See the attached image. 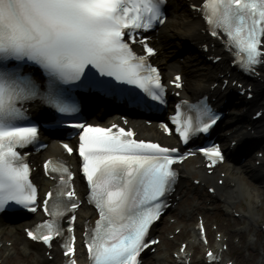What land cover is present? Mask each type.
<instances>
[{"label": "snow or ice", "instance_id": "obj_1", "mask_svg": "<svg viewBox=\"0 0 264 264\" xmlns=\"http://www.w3.org/2000/svg\"><path fill=\"white\" fill-rule=\"evenodd\" d=\"M165 2L0 0V211L9 202L37 210L38 189L30 179V165L17 151L37 143L40 136V128L28 116L29 102L39 100L57 112L72 114L78 109L71 88L62 85L123 91L97 77L99 73L135 85L152 100L165 103L160 70L149 62L156 49L146 39L137 40V30L148 31L164 22ZM200 10L210 34L216 37L219 30L227 37L226 44L235 49L234 63L253 71L264 62V0H202ZM135 43L142 44L147 54H137L132 47ZM173 83L181 87V77L176 76ZM181 107L177 106L171 119L185 144L216 122L207 104L188 106L195 110V118ZM73 127L82 129L78 145L81 171L89 189L88 201L99 215L95 226L84 233L91 264H139L141 251L158 243L146 237L176 179L171 166L187 157L174 155L179 151L176 147L134 139L130 130L114 132L116 125ZM163 127L171 134L167 124ZM63 148L73 152L67 143ZM200 151L212 164L224 159L219 145ZM45 169L49 174L58 173L53 177L58 182L42 201L49 219L29 229L27 235L52 247L56 237L67 233L64 255L69 257L68 264H76L74 213L80 201L72 187L74 173L62 160L49 159ZM66 213L72 215L67 217L65 229L61 220ZM200 228L202 232V224ZM206 255L209 261L218 259L211 251Z\"/></svg>", "mask_w": 264, "mask_h": 264}, {"label": "bare ground", "instance_id": "obj_2", "mask_svg": "<svg viewBox=\"0 0 264 264\" xmlns=\"http://www.w3.org/2000/svg\"><path fill=\"white\" fill-rule=\"evenodd\" d=\"M174 7L179 12L178 15H173L171 17V22L164 27V30L161 34V44L160 48L163 51V55L159 57L158 62L164 65L167 72L175 73V72H183L186 75L187 78V88L184 91V96L188 97H195L206 90L205 83L211 80V73L215 74L216 71L219 70L218 66H214L209 73H206V70L203 69L202 66V60L197 58L193 59V55L187 56L188 62L183 64H178L176 62V56L180 53V45H183V41L189 39H196L197 36L196 33L201 26V21L194 17L190 11L185 8L184 4L179 3L178 5H174ZM197 55V54H196ZM264 75V72H263ZM263 99L261 98V91L258 89L256 92V97L254 100L252 108L258 105ZM244 119V118H242ZM240 120V119H239ZM237 121V125L241 124L242 121ZM259 136L262 137L264 134L263 125H259ZM143 135L146 137H155L157 133L153 130L143 129L142 130ZM57 149L54 148L52 151L55 152ZM187 164H183V174L185 176H193L195 174H199L200 178L202 179V182H211L213 181V178H208L205 175L204 170L196 171L193 169L192 165L187 166ZM233 168V166H231ZM226 173H228V179L233 180L236 183L235 188H227L224 192L220 191V198L225 199V205L228 207H233L236 202H239L240 199L247 201V211L246 216H249L252 223H256L260 219V215L258 214L260 206L255 203L256 200H258L260 197L256 198V194L254 193L257 191V189L254 187L252 189L244 180L245 175L248 174V172L253 173L257 178L262 177V180L264 179V167H261L260 169L247 167L244 169H238L235 168V170L232 172L230 166H225L223 168ZM220 189V188H219ZM252 189V190H251ZM257 193V192H256ZM191 210H198V207L192 206L189 208V211ZM183 219L181 218V223ZM187 227V225H185ZM166 228H169V226H166ZM10 236L15 240V246L14 250L17 248L23 249H31L34 258L35 264H51L48 262V260L43 256L42 250L39 246H36L32 243H29L24 240V237L22 234L12 235ZM195 245H191V249H194ZM12 250V251H14ZM21 259H24V257H21ZM54 262L59 263L60 258L56 257L54 259ZM53 262V263H54ZM55 264V263H54Z\"/></svg>", "mask_w": 264, "mask_h": 264}, {"label": "rangeland", "instance_id": "obj_3", "mask_svg": "<svg viewBox=\"0 0 264 264\" xmlns=\"http://www.w3.org/2000/svg\"><path fill=\"white\" fill-rule=\"evenodd\" d=\"M237 111L234 109L233 113H236ZM196 176V175H195ZM245 180L252 186H254L257 190L258 193L261 196H264V181H260V182H255L254 178H252V176L248 175L245 177ZM260 180V179H258ZM203 189V188H202ZM180 194L182 196V202L178 208V210L176 211V214L179 215L178 213H180L181 210H187L189 209L191 206L193 205H200V209L201 211H205V215L207 216V219L209 220V223L211 224L212 222H217L220 226L222 230H226L227 232H233V229L236 225H241L243 221H236L232 218V216L226 215V217L222 218L221 214L219 211L217 212H207L206 211V207L204 206V204H200V199H198L199 197H201L203 195V192L201 190L200 187H194L191 184V181L188 180L184 183L183 185V190L180 191ZM195 194L196 198H192V195ZM206 193H204L205 195ZM204 198H206L204 196ZM203 199V196H202ZM240 206L243 209H246V202L243 200H240ZM259 215H261L260 220H262L261 222H264V206L261 208V210H259L258 212ZM184 220H186L187 225L192 226L193 222L195 221V216L192 218L190 217V221L187 219V217H183ZM229 220V221H228ZM226 222H229L230 226L227 228L226 226ZM174 227H171L169 229V231H173ZM256 230V236L255 234L252 235L251 237H247L244 236V241H243V245L241 247H237V246H233L232 247V251H234V253H236V258H237V263L238 264H256V259L260 256V253L262 250H264V235L261 234L259 232V230L250 227V229L248 230V232L253 233ZM189 237V235L185 236V232L183 230L182 235L178 238L179 240L175 243L171 242L172 240L166 238L167 241V245L172 244V248L170 246H166L165 243L162 244V246H160V251L163 250V252L165 250H174L177 246V243L180 240L183 239H187ZM249 240L253 241V244L249 245ZM20 253V252H19ZM264 256V255H263ZM20 258L22 257L21 255L19 256ZM248 257V258H247ZM20 258L14 259V260H10L8 261L7 264H34V258L33 257H29V256H24V259L21 261L19 260ZM194 264H202L199 261V257L196 256L194 258ZM263 264H264V258H263Z\"/></svg>", "mask_w": 264, "mask_h": 264}]
</instances>
